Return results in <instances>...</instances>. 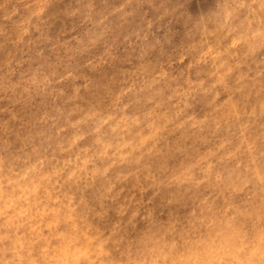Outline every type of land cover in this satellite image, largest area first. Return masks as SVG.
I'll list each match as a JSON object with an SVG mask.
<instances>
[{"label":"rangeland","instance_id":"obj_1","mask_svg":"<svg viewBox=\"0 0 264 264\" xmlns=\"http://www.w3.org/2000/svg\"><path fill=\"white\" fill-rule=\"evenodd\" d=\"M0 264H264V0H0Z\"/></svg>","mask_w":264,"mask_h":264}]
</instances>
